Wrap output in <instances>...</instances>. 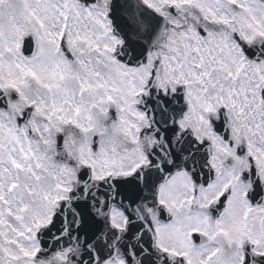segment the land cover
Wrapping results in <instances>:
<instances>
[{"label":"snow or ice","instance_id":"obj_1","mask_svg":"<svg viewBox=\"0 0 264 264\" xmlns=\"http://www.w3.org/2000/svg\"><path fill=\"white\" fill-rule=\"evenodd\" d=\"M0 264H264V0H0Z\"/></svg>","mask_w":264,"mask_h":264}]
</instances>
